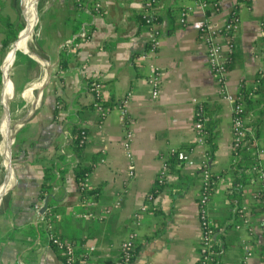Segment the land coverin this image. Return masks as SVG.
Segmentation results:
<instances>
[{"label":"crops","instance_id":"1","mask_svg":"<svg viewBox=\"0 0 264 264\" xmlns=\"http://www.w3.org/2000/svg\"><path fill=\"white\" fill-rule=\"evenodd\" d=\"M209 1L217 2L218 12L202 9L199 0H156L151 9L146 0H101V13L92 0H37L42 5L38 24L25 46L31 0H0V67L7 51L6 59L14 61L3 98L0 82V158L8 171L0 179V187L7 182L0 198V264H63L42 226L46 209L57 236L95 247L90 264H125L120 246L133 233L135 248L127 264H197L203 165L215 179L208 211L219 227L220 264H263L264 202L252 196L260 185L248 173L235 185L230 107L218 93L199 34L207 18L223 25L240 0ZM182 9L188 11L185 24L179 20ZM145 12L157 17L150 28L139 20ZM238 15L226 86L234 95L250 91L255 103L264 92L259 80L264 77V0H248ZM150 30L156 51L142 58ZM19 34L21 39L11 43ZM150 65L162 73L157 98L147 81ZM92 79L103 84L108 108L103 117L86 85ZM10 104L11 171L5 151L11 142ZM200 104L213 122V151L194 128ZM263 107L264 99L245 112L262 149ZM75 126L86 130L80 154L70 146ZM171 149L181 151L184 162L159 186L154 179ZM78 164L92 165L87 174L88 187L96 189L92 204L81 199ZM50 168L55 177L43 196L44 172ZM238 204L246 206V219L232 214ZM88 211L94 218L82 217Z\"/></svg>","mask_w":264,"mask_h":264},{"label":"built area","instance_id":"2","mask_svg":"<svg viewBox=\"0 0 264 264\" xmlns=\"http://www.w3.org/2000/svg\"><path fill=\"white\" fill-rule=\"evenodd\" d=\"M77 2L87 1V0H76ZM248 0H240L236 6L229 13L227 19L223 25L219 26L209 18H207L203 24L200 26L199 34L206 46V60L208 67L211 71L213 80L218 88V93L222 100L226 101L230 107V123H231V142L230 148L233 155L232 163L236 164L242 159L243 152H251L252 162L246 169V173L250 174L254 180H256L260 188L253 193V197L257 201L264 202V149L260 148L257 144V139L254 133L247 126V116L244 112V102L242 95L232 94L227 86L226 79L228 73V65L232 56L233 51L236 48L235 33L236 28L239 23L238 10L240 7L246 4ZM93 7L95 11L99 13L102 12L101 0H92ZM156 0H146V6L151 9L154 7ZM199 5L202 9H207L211 7L212 10L218 12L217 2L208 3L206 0H199ZM180 22L185 24L188 11H180ZM144 15L147 17L145 20V25L150 28L152 23L150 21L151 16L149 13L145 12ZM38 19V18H36ZM37 24V20H36ZM35 29V28H34ZM33 33V32H32ZM32 35V34H31ZM80 37L84 40L86 38L85 34H80ZM69 44V41L66 45ZM157 46V41L155 40L153 32H149V42L147 53L141 55L142 58L150 53H155ZM8 52V51H7ZM7 52L3 58L2 65L0 67V82L3 87L2 98L6 89V81L11 82V76L13 74V62L6 59ZM14 60V59H13ZM162 78V73L159 67L150 65V72L147 77V81L152 89V97L157 98L160 90V82ZM86 85L89 92L93 95V106L98 111L101 117H103L108 108L103 105V84L102 81L87 80ZM2 104L5 106L3 100ZM199 112L196 111V115ZM124 112H122L123 119ZM194 128L198 131L201 139H204V125L200 121L194 123ZM84 136V131L81 132ZM130 136L128 135V138ZM86 137H83L85 139ZM128 146L127 143H125ZM177 152L175 149H171L170 155ZM204 169L201 172V190L198 196L197 205V215L200 226V238H199V260L197 264H220V238L218 237L219 231L214 227L208 211L209 201L211 193L215 186V179L207 169L206 165H203ZM168 161H164L163 164L157 170L155 176V183L159 186L164 185L166 179L169 175ZM89 190L87 184V177L81 182L79 186V192L82 195L81 199L83 202L92 204L91 200L84 196L83 193ZM154 198L153 194H149L147 199L149 202ZM90 200V201H89ZM35 210L40 211V202L36 203ZM234 211L237 215L246 219L245 212L246 206L243 204H238L234 207ZM83 218H94L93 213L88 211L82 215ZM50 218H54L53 215L44 210L41 214L42 226L46 232V238L48 244L58 250L63 259V264H90V260L95 247L91 244L76 242L72 239L62 238L57 236L53 231V224ZM136 223H140V215H136ZM235 228H240L239 224H234ZM135 237L136 234H131L129 239L124 241L121 246L120 262L129 263L133 257L135 248ZM249 251H247V256Z\"/></svg>","mask_w":264,"mask_h":264},{"label":"trees","instance_id":"3","mask_svg":"<svg viewBox=\"0 0 264 264\" xmlns=\"http://www.w3.org/2000/svg\"><path fill=\"white\" fill-rule=\"evenodd\" d=\"M207 2H211L209 0H206ZM149 15L151 16L150 21L152 23H156L157 22V17L154 14V12H149ZM146 16L143 14H140V23H146ZM16 33V32H15ZM17 34V33H16ZM16 34H12L9 35V37L7 39L4 40V44H6L9 40L12 39V37L14 38L16 36ZM21 39V34L18 36L17 39H15L14 41H12L11 43L20 40ZM10 43V44H11ZM9 44V45H10ZM21 49V48H20ZM20 49H14V51H19ZM11 50V49H10ZM229 67V65H228ZM259 80H262L264 83V77L260 78ZM91 81H96L94 79H92ZM256 92H259V90L257 89ZM250 91H244V93L242 92V98H243V102H244V112H247V107L252 108V106H256V105H261V103L263 102L264 99V92H261L260 96L261 99H258L255 103H253V100L250 99L249 96ZM103 105H107V103L103 100L102 101ZM93 105V104H92ZM252 105V106H251ZM205 110H207V107L204 104H200L197 107V112H199V114L196 115V121H200L203 123L204 125V139L205 141L209 144L210 150L213 151L214 147L213 144L211 142V140L213 139V122L209 119L206 120V114H205ZM260 112H264V107L260 108L259 113ZM255 121V120H254ZM252 124V123H251ZM255 125L257 124V122L254 123ZM253 126V125H252ZM84 131V136L81 134V132ZM71 133H72V139L70 141V146H71V150L73 152H75L76 154H80L82 152V149L84 147V143H85V139H83V137H86V130L84 128H80V127H73L71 129ZM247 152H243L242 155V159L240 160V162L233 164V173H234V182L235 185L237 184H241L244 182L245 178L248 176L246 173V169L248 168L249 164L252 162V156H251V152H248L249 154H246ZM184 162V155L181 151H177L175 153H173L172 155L169 156L168 159V166H169V170L173 169L175 167V165L181 166L183 165ZM92 170V165H81L78 164L75 167V177H76V182H77V186L79 188L81 182H83V180L85 179V177H87V174ZM54 173H52L51 168L50 169H46L44 172V180L42 183V195L43 196H48L49 192H50V188L52 186V182L54 180ZM96 189H90L88 191H86L84 194V196L86 197H90L95 193ZM237 193V192H236ZM51 202V200H50ZM238 206V205H236ZM232 214L234 216L237 215V212L234 211L232 212ZM214 227L218 230L219 227L217 225L214 224ZM221 245L218 247L220 249ZM61 255V253H60ZM62 257V255H61ZM264 264V261L262 262Z\"/></svg>","mask_w":264,"mask_h":264},{"label":"rangeland","instance_id":"4","mask_svg":"<svg viewBox=\"0 0 264 264\" xmlns=\"http://www.w3.org/2000/svg\"><path fill=\"white\" fill-rule=\"evenodd\" d=\"M23 4H24V2H23ZM42 5H37V2H36V9H37V16L39 15V13L41 12V7ZM24 7V6H23ZM23 11H24V9H23ZM37 24H38V19H37ZM36 24V25H37ZM23 25H24V28L26 27V21H25V18H24V20H23ZM35 25V26H36ZM32 36H33V34H32ZM14 78V77H13ZM12 111V104H10L9 105V108H8V112H11ZM10 123H11V126H12V129H10L11 130V142H10V149L8 150V151H10V153H11V146H12V140H13V136H14V133H13V130H14V124H13V122H12V120H10ZM0 139H1V136H0ZM8 159V158H7ZM1 161H2V158H0V179H2L3 177H4V175H5V173L7 174V170H6V168H4V167H2L1 166ZM4 180V179H3ZM2 194V193H1Z\"/></svg>","mask_w":264,"mask_h":264},{"label":"bare ground","instance_id":"5","mask_svg":"<svg viewBox=\"0 0 264 264\" xmlns=\"http://www.w3.org/2000/svg\"><path fill=\"white\" fill-rule=\"evenodd\" d=\"M36 2H37V0H31V6H30L31 21H30V28L27 31L31 30L34 27V22H35L36 15H37ZM10 136H11V132H10ZM8 149H9V143H7V145L5 146V151L7 152V154H8ZM10 171H11V169H10ZM6 185H7V182L4 181L3 185H1V187H0V197H2L1 193H2L3 189H5Z\"/></svg>","mask_w":264,"mask_h":264},{"label":"water","instance_id":"6","mask_svg":"<svg viewBox=\"0 0 264 264\" xmlns=\"http://www.w3.org/2000/svg\"><path fill=\"white\" fill-rule=\"evenodd\" d=\"M36 18H38V16H36ZM35 25H36V23H35ZM35 25H34V27H33L31 30L28 31V37H27V39H26L25 46H26V43L29 41V39H30V37H31V34H32V32H33V30H34V28H35ZM23 28H24V26H23ZM21 32H22V30L20 31V33H21ZM19 35H20V34H19ZM14 60H15V59H14ZM10 120H11V116H10V112H8V123H9V128L12 129V126H11ZM9 149H10V146H9ZM11 159H12V157H11V153H10V151H9V153H8V168H9V169L11 168ZM0 198H1V197H0Z\"/></svg>","mask_w":264,"mask_h":264}]
</instances>
